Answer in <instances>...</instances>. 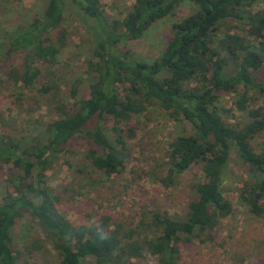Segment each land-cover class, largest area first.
Here are the masks:
<instances>
[{
    "label": "trees",
    "instance_id": "trees-1",
    "mask_svg": "<svg viewBox=\"0 0 264 264\" xmlns=\"http://www.w3.org/2000/svg\"><path fill=\"white\" fill-rule=\"evenodd\" d=\"M182 1L134 0L122 19L109 23L100 0H71L80 16L92 22L93 60L87 63L92 81L85 97L71 107L61 105L60 115L46 123L42 145L0 134V166L11 165L5 187L11 191L0 201V264H16L13 229L26 214L36 220L56 250L59 264H93L89 257L97 264H114L124 256L143 253L156 256L161 264H177L181 240H214L213 232L232 211L221 187L232 153L249 174L241 199L250 213L264 217V148L256 151L252 145V139L264 133V6L260 0H190L196 10L172 24L171 38L152 61L132 58L118 46L120 41L140 38ZM65 7L66 0H48L41 14L25 25L18 23L0 43V71L11 53L23 54L19 69L12 66L6 72L15 86L32 84L41 74L39 63L57 65L64 31L56 36L59 46L47 34L58 27ZM231 21L239 22L243 32L232 31L227 25ZM49 86L42 90L49 91ZM71 91L74 95L76 87ZM222 93L235 96V107L246 113L248 121L226 120L217 107ZM152 105L192 127L191 133L169 143L166 175L161 178L171 184L192 164L202 163V177L194 184L195 195L185 217L155 213L150 221L156 233L142 239L134 238V228L127 232L121 224L111 228L107 216L101 217L99 225L74 226L44 178L53 158L83 139L94 168L107 175L120 171L127 159V139L135 137L130 123Z\"/></svg>",
    "mask_w": 264,
    "mask_h": 264
},
{
    "label": "rangeland",
    "instance_id": "rangeland-1",
    "mask_svg": "<svg viewBox=\"0 0 264 264\" xmlns=\"http://www.w3.org/2000/svg\"><path fill=\"white\" fill-rule=\"evenodd\" d=\"M47 2L0 0V43L15 31L18 23L25 25L31 17L41 14ZM133 2L100 0L109 23L122 19ZM74 5L66 0L60 24L47 34L58 45L56 36L59 30L64 31L57 65L49 67L39 63L41 74L26 87L15 86L6 73L12 66L19 69L23 63L22 53H11L3 65L0 71V134L15 136L27 145H42L47 138L43 131L46 123L60 115L61 105L71 107L87 95L92 81L87 63L93 60L95 37L92 22L85 21ZM260 6H264V0H260ZM195 10L193 2L183 0L170 15L153 22L140 38L118 42L120 51L138 60H154L171 38L172 24ZM227 25L232 31L243 32L239 22L231 21ZM46 85H50L47 92L42 90ZM73 87L77 90L74 95ZM234 97L232 93H222L217 107L229 123L241 124L248 121V116L235 107ZM130 124L135 128V137L127 139V159L120 171L107 175L94 168L86 155L87 143L77 139L72 146H67V151L53 158L45 172L46 184L60 197L59 209L74 226L99 225L101 217L107 216L111 228H116V224H121L125 232L129 227L134 228V238L142 239L154 237L156 230L150 219L155 213L176 219L185 217L188 203L195 195L194 184L202 177V163L192 164L171 184L163 183L161 178L166 175L169 143L178 135L191 133L190 123L185 119L175 120L167 111L152 105L133 117ZM252 145L256 151L263 149L264 133L252 139ZM10 167V164L0 166V201L11 191L5 188ZM248 180L247 170L232 153L221 183L232 211L213 232L214 240H181L177 264H264V217L250 213L241 199L242 188ZM13 248L16 264H59L56 250L28 214L19 218L14 226ZM89 260L97 264L93 257ZM114 264L161 263L156 256L143 253L139 257L124 256Z\"/></svg>",
    "mask_w": 264,
    "mask_h": 264
}]
</instances>
